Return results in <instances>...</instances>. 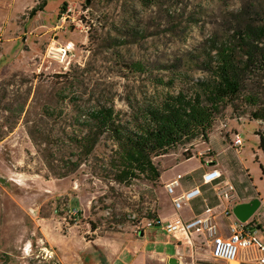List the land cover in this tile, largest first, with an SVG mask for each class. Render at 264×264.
Returning <instances> with one entry per match:
<instances>
[{
  "label": "rangeland",
  "instance_id": "obj_1",
  "mask_svg": "<svg viewBox=\"0 0 264 264\" xmlns=\"http://www.w3.org/2000/svg\"><path fill=\"white\" fill-rule=\"evenodd\" d=\"M250 1L44 0L31 15L29 10L40 0H0V204L14 200L28 214L34 210L35 220L47 221L52 235L60 241L56 248L61 255L64 253L62 257L66 263L89 264L91 259L102 257L112 263L113 252L106 253L108 243L126 241L131 247L136 242L131 233L143 230L135 225L151 214L157 215L158 203L162 215L169 213L164 181L197 166L199 158L195 154L185 158L181 150L202 140L197 138L154 158L160 172L156 183L136 180L124 184L102 178L97 173L101 157L107 152L104 141L75 171L62 178L53 176L42 156L43 145L32 143L27 128L48 130L50 125L57 124L43 117L45 108L61 114L64 121L58 123L57 131H60L75 109L113 104L116 109L128 113L129 102L136 105L165 90L174 91L173 88L153 87L146 74L129 73L124 64L170 62L186 50L200 48L210 34L221 32L230 22L232 11ZM63 3L73 9L72 19L67 18L58 28ZM121 40L125 43H117ZM58 44L69 48L72 57L68 64L45 57L48 48ZM56 74L65 75L58 78ZM190 74L201 75L199 72ZM261 84L257 89L263 94L264 80ZM20 107H24V111L18 114ZM226 121L239 129L242 137L237 159L256 176L259 165L252 149L259 144L254 133L257 121L248 119L247 111L235 114L227 106L210 130L214 138L218 136L217 131L225 128ZM105 144L109 146V142ZM189 152L190 149L186 153ZM210 153L202 154L206 157ZM259 190L264 196L261 183ZM73 207L80 211L77 224L66 213ZM233 208L230 217L234 216ZM224 218L221 214L215 217L218 229H224ZM27 224L30 225V218ZM254 231L256 242L264 246V234L256 228ZM35 234L32 246L27 247L25 253L17 249L18 257L10 255L7 264H23L24 259L29 264H47L37 247L42 245L37 242L41 234ZM96 238L97 241H91ZM138 239L160 243L168 240L171 245L165 248L166 254L172 253L175 244L172 237L154 227L139 232ZM1 246L0 262L4 254ZM151 246L149 244L146 249ZM207 250L208 247L201 244L198 252L207 254ZM129 259L123 256L114 263L127 264Z\"/></svg>",
  "mask_w": 264,
  "mask_h": 264
},
{
  "label": "trees",
  "instance_id": "obj_2",
  "mask_svg": "<svg viewBox=\"0 0 264 264\" xmlns=\"http://www.w3.org/2000/svg\"><path fill=\"white\" fill-rule=\"evenodd\" d=\"M43 1L33 6L29 14L40 8ZM230 15V22L221 32L210 34L200 48L186 50L170 62L124 64L129 73L146 74L153 87L174 91L165 90L136 105L129 102L128 113L113 104L75 109L60 131H57L58 123L64 121L61 114L54 109H43V117L57 124L50 125L48 130L28 127L27 134L33 144L43 145L42 156L49 172L57 178L66 177L85 163L104 141L107 152L97 166L100 177L124 184L136 180L154 184L160 172L153 159L197 138L206 141L216 118L227 106L235 114L247 111L248 119L264 121V93L257 89L264 80V0H252ZM190 72L201 75L193 76ZM23 111L24 107H20L18 114ZM183 155L190 157L186 152ZM238 173L243 182L232 183L243 198L247 195L242 190L247 187L246 175L244 171Z\"/></svg>",
  "mask_w": 264,
  "mask_h": 264
},
{
  "label": "crops",
  "instance_id": "obj_3",
  "mask_svg": "<svg viewBox=\"0 0 264 264\" xmlns=\"http://www.w3.org/2000/svg\"><path fill=\"white\" fill-rule=\"evenodd\" d=\"M57 43V42H56ZM257 121L258 126L254 129V133L259 140L258 147L252 149V153L255 155V162L259 165V171L256 176L253 174L252 170L246 165L242 164L240 160L237 159V153L240 152L239 148L241 145H233L232 141L234 139V134L237 133L240 136L239 129L236 127H231L226 121L225 128L223 130H215L218 133V136L214 138L212 132L207 136L206 141H200L192 145L191 148H182L183 152H187L190 149V157L194 154L199 158V163L197 166L187 168L184 171L178 172L176 174H181L183 176L179 186L175 187L174 195H178L183 190L189 189L196 184H200L201 174L209 168H217L221 171L222 176L215 180L212 184L201 185V195L197 198L191 200L189 203L182 206L180 210L174 209L172 204V196L167 195V202L169 207V213H161V205L158 203L157 207V217L161 220H172L175 217L179 216L182 219H189L194 215H204L212 216L214 220L217 215H224L225 227L224 229H218L220 235H228V224L233 220V217L225 216L226 211H230L231 208L237 204L246 203L252 200L253 198L259 199V206L251 216L253 219L251 222H248L253 228L261 230L264 234V196L260 195L259 184L264 187V121ZM219 141V142H218ZM205 143V145H204ZM204 146V147H200ZM210 151V156H203V152ZM261 155V158L259 157ZM244 171L246 175L245 181L247 182V189L244 187L242 190L247 191L245 197L240 198L235 187H233L232 198L230 200L221 199L215 195V190L220 187H224L227 183H230L232 186L234 184L232 181H236L238 184L243 182L242 175L238 171ZM171 180L168 179L164 181V186ZM263 182V183H262ZM236 186V185H235ZM249 190V191H248ZM249 192V193H248ZM31 215L28 214L24 208L19 205L14 200H7L6 203L0 204V245L1 250L4 254H1L3 259L0 264H7L9 256L18 257L17 249L20 251L23 250L25 253L27 247L32 246V242L36 239L35 233H40L41 236L37 237V242L42 243V245L37 246L40 256L43 257L44 262L47 264H68L65 262L64 253L62 255L57 250L56 246L60 245L58 238L54 237L51 232V228L47 224V221L35 220L36 213L31 209ZM250 217V218H251ZM30 218V225L27 224V220ZM73 220L71 217H69ZM79 218H77L78 220ZM77 220L74 221V224H77ZM216 222V221H215ZM74 226V225H72ZM218 226V225H217ZM146 228L132 234V238L136 240L135 243L130 247V242H122L120 244L108 243L106 248L107 252H113L114 260H119L121 257H130L127 264H196V262L201 261H210L209 263L203 262L202 264H231L232 261L226 263L221 260H215L211 258L210 255V244L205 239L204 235L193 233L190 235L189 240L183 238L176 239L174 236L166 234L167 237H172L175 240L173 244V251L171 254L165 253V248L170 246L171 243L166 240L163 242H158L156 240L150 241L147 239H138V233L144 232ZM66 237V239H68ZM98 239H93L97 241ZM91 242V243H92ZM84 245L89 243L83 242ZM151 244L149 250L146 247ZM201 244H204L208 247L207 254H199L198 249ZM163 245V246H162ZM162 246L163 248L157 249ZM51 252L53 255V260L48 259L46 256ZM44 254V256H43ZM103 255V254H102ZM63 256V257H62ZM101 256V255H100ZM174 259L175 263H170V259ZM24 259L23 264H29ZM114 260L112 263H109V260L106 257L101 259H91L89 264H115ZM236 264H253L251 262L244 261L242 258H237L235 260Z\"/></svg>",
  "mask_w": 264,
  "mask_h": 264
},
{
  "label": "built area",
  "instance_id": "obj_4",
  "mask_svg": "<svg viewBox=\"0 0 264 264\" xmlns=\"http://www.w3.org/2000/svg\"><path fill=\"white\" fill-rule=\"evenodd\" d=\"M72 8L65 5L58 18L59 24L56 27H62L67 18H70ZM45 57L54 59L59 63L68 64L72 55L68 47L58 44L55 47L48 48ZM225 126V125H224ZM233 145H241L242 141L239 134H234ZM222 173L217 168H209L201 174L200 184H196L189 189L183 190L178 195H174L175 187L179 186L183 176L176 174L167 184L165 190L172 196L174 209L180 210L183 205L201 195V185L212 184L219 179ZM233 186L227 183L224 187L217 188L215 195L221 199L230 200L232 198ZM66 213L74 221L77 220L80 211L78 208H68ZM232 211H226L225 216H230ZM138 230L144 228H158L162 232L174 236L176 239L183 238L189 240L193 233L204 235L210 244V255L212 259L230 262L237 258L253 264H264V246L256 242L254 238V228L246 222H240L235 216L228 224V235L222 236L219 233L217 223L212 216L194 215L189 219H182L177 216L172 220H161L157 216L144 218L136 225ZM53 260V255L49 252L46 256Z\"/></svg>",
  "mask_w": 264,
  "mask_h": 264
},
{
  "label": "water",
  "instance_id": "obj_5",
  "mask_svg": "<svg viewBox=\"0 0 264 264\" xmlns=\"http://www.w3.org/2000/svg\"><path fill=\"white\" fill-rule=\"evenodd\" d=\"M259 203L258 198H253L249 202L237 204L233 208V214L240 222H246L254 214ZM169 262L175 263V260L172 258Z\"/></svg>",
  "mask_w": 264,
  "mask_h": 264
},
{
  "label": "bare ground",
  "instance_id": "obj_6",
  "mask_svg": "<svg viewBox=\"0 0 264 264\" xmlns=\"http://www.w3.org/2000/svg\"><path fill=\"white\" fill-rule=\"evenodd\" d=\"M231 264H235V261H232Z\"/></svg>",
  "mask_w": 264,
  "mask_h": 264
}]
</instances>
